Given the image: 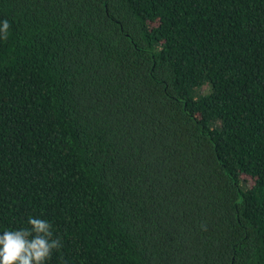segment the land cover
Returning a JSON list of instances; mask_svg holds the SVG:
<instances>
[{
  "label": "trees",
  "instance_id": "1",
  "mask_svg": "<svg viewBox=\"0 0 264 264\" xmlns=\"http://www.w3.org/2000/svg\"><path fill=\"white\" fill-rule=\"evenodd\" d=\"M0 236L47 264H264V0H0Z\"/></svg>",
  "mask_w": 264,
  "mask_h": 264
},
{
  "label": "clouds",
  "instance_id": "2",
  "mask_svg": "<svg viewBox=\"0 0 264 264\" xmlns=\"http://www.w3.org/2000/svg\"><path fill=\"white\" fill-rule=\"evenodd\" d=\"M10 23L4 20L0 27V39L9 36ZM30 228L7 230L0 236V264H47L54 250L63 245L54 238L52 224L47 220L29 217Z\"/></svg>",
  "mask_w": 264,
  "mask_h": 264
}]
</instances>
